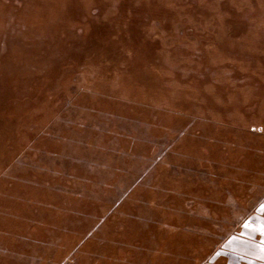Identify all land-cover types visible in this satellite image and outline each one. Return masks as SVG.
Listing matches in <instances>:
<instances>
[{"label": "rangeland", "instance_id": "1", "mask_svg": "<svg viewBox=\"0 0 264 264\" xmlns=\"http://www.w3.org/2000/svg\"><path fill=\"white\" fill-rule=\"evenodd\" d=\"M263 205L264 0H0V264H231Z\"/></svg>", "mask_w": 264, "mask_h": 264}, {"label": "crops", "instance_id": "2", "mask_svg": "<svg viewBox=\"0 0 264 264\" xmlns=\"http://www.w3.org/2000/svg\"><path fill=\"white\" fill-rule=\"evenodd\" d=\"M61 175H63V170H61ZM75 192L79 193L77 188L75 189ZM122 203L119 204L120 207L123 206ZM189 207H190V205H189V202H188V204H183V206L179 207V210L181 212H186L185 210H188ZM259 208L260 207H257V208L254 207L253 210H259ZM262 208H263V210L259 211V213L263 216V214H264V205L262 206ZM163 223H164V220L162 221L161 225L168 224L167 222H166V224H163ZM242 223L243 222H241L239 225H241ZM164 227H166V226H164ZM256 227H258V226H256L254 224V222H252L249 225L247 224V228L246 229H241V227L239 229H237V230L235 229L234 233L235 232L236 233L232 235L233 239L230 241V243L232 241H234V244H236V242L238 241L240 243V246L236 245V247H235V245H233L232 249L229 251L228 258H230V263L231 264H244V261H246L247 259H250L253 262L256 261L258 264H264V246L260 245V242L263 243L262 240H264V239L261 236L258 237L257 239H255L254 235H256V232H255L256 231L255 230ZM159 229H161V228H159ZM249 229H251V231H249ZM183 230H185V227L183 228ZM243 230H245V232L247 233L246 235H244L245 232ZM258 258H260L261 262L259 261ZM253 262H251V263H253ZM246 263L250 264L248 261Z\"/></svg>", "mask_w": 264, "mask_h": 264}, {"label": "trees", "instance_id": "3", "mask_svg": "<svg viewBox=\"0 0 264 264\" xmlns=\"http://www.w3.org/2000/svg\"><path fill=\"white\" fill-rule=\"evenodd\" d=\"M94 262V261H93ZM92 264H94V263H92ZM98 264V263H97Z\"/></svg>", "mask_w": 264, "mask_h": 264}]
</instances>
